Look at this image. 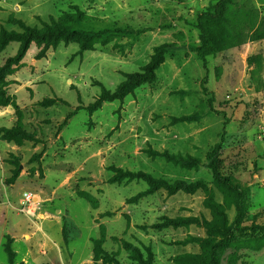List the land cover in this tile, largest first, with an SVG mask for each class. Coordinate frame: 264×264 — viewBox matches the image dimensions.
Instances as JSON below:
<instances>
[{"label":"rangeland","instance_id":"rangeland-1","mask_svg":"<svg viewBox=\"0 0 264 264\" xmlns=\"http://www.w3.org/2000/svg\"><path fill=\"white\" fill-rule=\"evenodd\" d=\"M217 1L0 0V31L20 33V23L41 29L70 15L71 32L92 45L83 50L76 41L60 42L38 58L42 46L31 43L6 79L10 102L0 109V127L17 124L33 135V141L12 142L20 150L5 161L12 170L18 164V201L5 205L22 216L19 242L10 243L11 264H178L183 255L207 258L195 239L219 237L173 222L212 221L206 200L221 207L227 225L233 221L230 194L206 168L225 122L220 170L245 196L243 218L219 251V264H264V39L207 58L205 70L194 51L195 22ZM242 1L264 20V0ZM161 45L164 61L153 83L91 109L103 91L114 92L141 72ZM17 49L11 43L0 51V66ZM205 76L213 109L201 89ZM169 157L200 163L187 168ZM113 169L168 184L201 182L206 191L161 188L148 194L141 180L111 184ZM8 179L0 184L10 185ZM26 194L34 218L23 211ZM29 218L38 228L54 226L50 242ZM28 226L34 235L24 239ZM0 264H9L2 247Z\"/></svg>","mask_w":264,"mask_h":264},{"label":"trees","instance_id":"trees-1","mask_svg":"<svg viewBox=\"0 0 264 264\" xmlns=\"http://www.w3.org/2000/svg\"><path fill=\"white\" fill-rule=\"evenodd\" d=\"M180 1V0H179ZM67 19H75L68 15L65 19L53 22L50 25H44L41 29L29 28L20 23V33L13 31H0V51L4 50L9 44L17 43L16 53L8 57L0 66V109L6 107L9 102V96L6 91V79L13 75L16 68L24 58L31 43L38 47L42 46L37 55L38 58L46 52L48 48L56 47L60 42L76 41L83 50H89L92 45L90 39L80 34L71 32ZM80 20V19H77ZM195 28L198 32L199 46L194 50L196 57L201 61L203 68L206 70L207 58L215 57L225 49L237 48L246 42H256L264 39V20L261 19L248 3L242 0H218L211 8L199 13L196 17ZM165 45L155 49L150 63L146 65L141 72L129 75L114 92L103 91L95 103L91 105L92 110L98 109L103 103H110L115 100H121L143 84H151L155 81V73L164 61ZM202 92L209 96L207 103L210 109H213L214 97L206 88V76L201 82ZM46 103H51L47 101ZM180 118L176 121H182ZM226 122L223 130L219 135L218 143L213 147L207 158L206 168L212 175L216 185L226 190L231 197L234 206V218L230 225H227L225 213L219 205L206 200L205 205L211 209L215 218L208 222L198 220L197 218H180L175 220L174 224H195L203 228L210 236L216 235L219 240L216 242L207 239H195L203 249L207 251V258L200 255H183L175 259L178 264H219V251L224 249L232 240L233 232L238 229L239 223L244 215V191L237 182L222 175L219 165L221 147L225 137ZM0 140L13 142L18 145L20 142L33 141V135L25 132L19 125L11 129L0 128ZM168 159L181 163L187 168L196 167L200 161L194 158H176ZM114 176L110 183H121L123 179L131 181L133 179L141 180L148 186L146 193L151 194L158 189H165L170 193L179 190L193 192L198 189L206 191V186L201 183L187 185L181 182L168 184L163 180H156L144 173H124L119 169H113ZM18 177V164L14 165L11 170V176L7 180L12 184ZM138 197V196H137ZM217 218V220H216ZM11 240L2 245L3 252L7 256L8 263L11 264L15 258L14 252L10 248Z\"/></svg>","mask_w":264,"mask_h":264},{"label":"crops","instance_id":"crops-1","mask_svg":"<svg viewBox=\"0 0 264 264\" xmlns=\"http://www.w3.org/2000/svg\"><path fill=\"white\" fill-rule=\"evenodd\" d=\"M5 120L4 117L0 116V121ZM2 128V127H0ZM1 141V140H0ZM4 144H2V143ZM0 142V183L2 180H6L11 175V166L6 161L7 155L10 154H17L20 148L15 146L12 142L8 143L5 141ZM4 145V147H3ZM18 183V179L13 185H6V184H0V225H2V232L0 235V249L2 247V242L4 237H9L12 241V246L14 247L18 242V238L15 235L17 232V229L20 225V217L21 215L14 212V209H11V207L5 205V203L15 202L17 200L18 191H16V184ZM36 215V214H35ZM30 219V218H29ZM31 220V219H30ZM33 224V220H31ZM35 224V223H34ZM33 226L37 228L41 233V237L47 239L49 242L51 241V233L54 231L51 227V224H47L46 226H40L38 228L37 224ZM7 228L10 229V233H8L6 230ZM30 226H28L25 231L22 233V237L25 239L32 238L34 233L30 231ZM16 252V251H15Z\"/></svg>","mask_w":264,"mask_h":264},{"label":"built area","instance_id":"built-area-1","mask_svg":"<svg viewBox=\"0 0 264 264\" xmlns=\"http://www.w3.org/2000/svg\"><path fill=\"white\" fill-rule=\"evenodd\" d=\"M32 198L30 194L24 195L23 200V211L28 214L29 217L34 218L35 217V210L31 208Z\"/></svg>","mask_w":264,"mask_h":264}]
</instances>
